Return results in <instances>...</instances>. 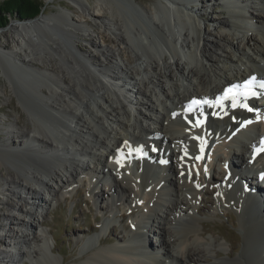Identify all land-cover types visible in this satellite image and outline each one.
<instances>
[{
	"label": "bare ground",
	"instance_id": "obj_1",
	"mask_svg": "<svg viewBox=\"0 0 264 264\" xmlns=\"http://www.w3.org/2000/svg\"><path fill=\"white\" fill-rule=\"evenodd\" d=\"M72 1L80 14L55 12L28 23L17 21L10 25L16 48L0 44V59L11 68L14 77L27 76L30 79L26 82L22 101L27 103L24 100L35 99L31 105L33 109L28 108L23 114L30 121L25 130L13 121L1 124L4 139L0 141V176L4 178V172L7 176L1 182L0 191L17 195L22 192L31 200L29 209L10 203L11 210L20 212L33 222L36 209L32 212L31 208L58 201L69 187L84 183L89 187V197L97 201L99 196L106 194L101 188L98 191L99 181L103 186L111 182L110 190L115 197L108 203L122 201L123 198L128 206L134 204L142 210L141 216L134 218L135 232H132L135 234H124L125 245L96 247L89 256L73 264H166V258L175 264H264V191L258 184L253 195L247 193L245 185L252 187L255 181L238 175L241 171L228 159L232 155L242 166H248V161L237 154L243 152L249 158L250 131H242L240 134L244 140L237 142L233 131L239 122H233V118L251 116L238 104L224 111L213 105L220 88L233 89L235 85L242 86L239 89L242 90L250 75L264 76V68L258 64L260 60L264 62V13L239 7L236 1H222L227 16L218 20L219 25L235 30H254L256 34L249 33L246 37L252 54L238 51L234 61L230 56L223 57L221 65L209 47L215 43L209 42L208 35H199L201 28L196 20L203 13L196 12L198 8L187 6L188 2L194 4V1L155 0L150 7L140 5V0H124L133 10L130 12L135 20L130 15H123L116 0H99V7L95 6V10L89 9L81 0ZM218 1L213 0L215 3ZM254 3L264 11V0H254ZM94 11L101 12L105 20L98 18L99 13ZM88 17L96 24L90 23ZM102 24L114 33V39L108 38L110 42L124 45L116 51L110 48L105 51L109 58L108 66H101L92 55L80 53L74 41L79 36L88 38L93 44L98 38L106 40L101 32ZM192 27L197 31L195 36ZM77 30L83 33H77ZM219 37L224 39L222 34ZM124 48L130 50L127 57ZM185 48L190 54L189 59V54L182 56L181 49L185 51ZM191 58L197 65L192 64ZM242 58H246L250 66ZM228 59L233 66L226 71ZM131 60L137 62L144 77L128 90L122 83L125 79L134 81ZM159 66L162 71L158 70ZM171 68L178 77H173ZM14 81L12 78L8 80L12 90L18 83L15 81L14 84ZM163 81L168 82L169 91ZM156 93L162 98L158 102L160 106L152 104ZM198 97L213 106L189 109L188 106ZM262 111L264 107L260 108ZM222 112L225 113L223 118ZM186 113L192 116L191 125L184 119L188 117ZM204 114L206 118L202 122ZM260 118L259 125L251 123L255 137L250 144L256 145L259 131L264 130V118ZM252 119L257 120L256 115ZM245 127L246 124L240 130ZM15 138L20 140L16 142ZM216 139L221 141L213 144ZM157 141L166 148L154 153ZM131 143L134 148H128ZM233 144L239 147L233 150ZM143 152L146 153L145 159L139 155ZM71 156L77 159H70ZM160 157L172 158L168 167L160 165ZM249 159V167L252 168L253 160ZM139 164L141 168H133ZM152 167L156 170L154 174ZM215 168L221 169V180L211 174ZM227 171L231 173L225 175ZM207 181L221 185L213 205L222 200L238 211L243 245L235 258L213 256L211 239L202 243L201 236L195 233V203ZM43 191L49 196L45 197ZM184 192L189 194L188 200H185ZM167 196L169 200H166ZM0 203L8 202L1 199ZM85 203L88 205L87 201ZM1 210L0 216L5 221L20 219ZM24 218L22 223L25 225L35 228L39 225L30 224ZM109 225L108 221L104 222L103 229L109 231ZM152 227L158 232L156 246L148 236L145 237ZM10 229L7 226L4 233L8 241L4 242L7 243L5 248L0 249V264H18L17 261L22 264L23 251L19 245L23 241L20 242ZM22 237L24 241L30 239L27 233ZM32 239L40 246L38 251L27 246L26 254L31 255L37 264H51L46 261L44 238L33 233ZM94 241L100 245L101 236H89L83 241V246L89 247ZM216 245L218 250H225L223 244L214 241ZM53 246H47L51 253ZM237 247L236 244L231 245L226 251L227 256L232 255ZM39 255L46 263L38 262ZM160 257L165 259L160 260Z\"/></svg>",
	"mask_w": 264,
	"mask_h": 264
},
{
	"label": "rangeland",
	"instance_id": "obj_2",
	"mask_svg": "<svg viewBox=\"0 0 264 264\" xmlns=\"http://www.w3.org/2000/svg\"><path fill=\"white\" fill-rule=\"evenodd\" d=\"M41 1L43 3L40 11L41 14L39 13L40 15L38 14L39 16L36 19L40 18L41 16L51 15L52 13L55 12H64L67 14L81 13L79 11V8H77L76 6H74V4H72L73 3L72 0H41ZM81 1H83L85 5L92 10H95V6H97L98 8L99 7L98 3H100L99 0H81ZM116 1L117 4L120 5L119 8H121L119 10L123 11V15H127L128 17L130 15V18L132 17V19L135 17L132 14V12H130L133 10L130 9V7L128 6L127 3H125L124 0H116ZM222 1L224 2L225 0H219L218 1L219 3H215L213 2V0L211 1L203 0V2L200 0H196L195 1L196 3L194 4H191L189 2L187 3V6H193L198 8L196 12L203 13L202 14L203 16L200 15L201 17H197L196 20L199 21L198 23L201 28V29L199 28L200 29L199 35L200 37H202L203 35H208V37L210 38L209 42L215 43L213 47L211 46L209 47L212 50L211 51L212 55L217 60L218 59L220 60L219 64L221 65H222L221 59L223 57L227 58V56H230L234 61L236 59V56L238 55V51L240 52L244 51L252 54V51H250L247 47L246 37L247 35H249V33L256 34V31L254 30H246V29L235 30L233 27L224 28L221 25H219L218 20L222 18L225 19L227 16V13L223 11L224 7ZM243 1H246V3L249 4V6H247L248 9L250 10L252 9L253 11L256 12L258 11L262 14L264 13V11L260 8L259 4L254 3L253 0H243ZM139 3L140 5L144 4L146 6L151 7V5L153 6V4H155V0H140ZM94 12H96L97 14L99 13L98 18L104 19L103 14L101 12L99 11H94ZM8 15L9 13L5 14L7 20L5 21L4 25L0 26V28L6 27L5 29L3 28L2 31H0V44L4 43L10 48L11 47L16 48L12 42L14 33H13V29L10 28V25L12 24L11 22L14 21L13 23H15L17 21H22L28 23L35 19L32 20L31 18V20L29 19L23 21L26 18H19L16 13H14V16H8ZM87 19L90 23L96 24L91 17H88ZM8 25L9 27H7ZM101 32L104 35V38H106V40L98 38L96 40V43L93 44L90 41H88V38L79 36L76 39H74V41L77 47L79 48L77 50L80 53L82 52L90 56L92 55L94 59L98 60L101 66H108L109 58L105 54V51L109 48L113 51H116L118 50L119 46L123 47L124 45H119L117 41L110 42L109 40L110 38L114 39L113 38L114 33H112L109 30V27H107V25L106 26L105 24L101 25ZM196 32L197 31H195V28L192 29V33L194 34V36ZM77 33H83V32L77 30ZM220 34L224 36V39L219 37ZM181 50L183 52L182 56L189 54L188 52H186L187 48H185V51H183V49ZM222 50H224V52H222ZM124 54L126 55L125 57H127V55L131 54L130 50L128 48H124ZM189 56L190 54L187 57L188 59ZM111 60L115 62V59L111 58ZM133 60H131L130 66L132 69L134 81L130 82V80L125 79V82L122 83L127 87L128 90H131L132 88L131 85H134V83L136 84L138 83L139 78L144 77L143 73L139 71L140 69L137 66V62ZM190 60L193 65H197L194 58H191ZM241 60L246 62V65L250 66L246 58H242ZM182 61L184 60L182 59ZM227 62H228L227 64L225 63L227 66V68L225 69L226 71L229 68H232L233 66L231 63H229L230 62L229 59ZM237 62L239 64V61ZM0 64L2 65L3 68V70L0 71V141H1L2 139H4V133H3L4 131L3 128L1 127V124H5L7 121L8 122L13 121L14 123L16 122L18 124V125L16 124L17 127L21 129L27 128L30 121L29 119L27 120V117H25L23 114H26V109L28 108L33 109V106L31 105L32 102L35 101V99L33 98L31 100L26 99L24 101L27 103H24L22 101L23 100L22 94L25 92V88L27 86L26 82L30 81V79L27 76H25L24 78L23 76H21L20 79H16L14 77V74L12 73L11 68L7 65V63L3 59H0ZM258 64L262 66V68H264L263 61L261 60L258 61ZM162 69H163L162 67L160 66L158 67L159 71L160 70L162 71ZM171 71L174 78L178 77V74L174 69L171 68ZM11 78L14 79L16 82H18L17 85L14 81V84H16L17 87H15V89L13 90L9 87V83H8V80H10ZM163 83L165 89L168 90L167 88L169 87L168 82L163 81ZM125 93L127 94L126 91L124 92V94ZM156 94L154 96L155 98L153 97L152 99V104L154 105L157 104L158 106L159 105L158 102H160L162 98L159 96L158 93ZM157 98L159 100H156ZM143 101L146 100H144L143 98ZM23 104L25 108L23 107ZM89 105L91 108H93V110H95L90 103ZM210 105L212 106V104ZM205 108L208 109V106L205 105ZM19 114H21V116H19ZM14 140L18 142L20 138H15ZM170 147H174V145H171ZM164 148H166L164 147V144H161V142L157 141L156 148H154V153H157L158 150H162ZM28 155L31 154L28 153ZM219 155H221V153ZM166 158L168 159V163L165 164V166L168 167L169 164L171 163L172 158L171 160L170 157H166ZM72 159L76 160L77 158H72ZM114 162H117V160H114ZM216 164H218L217 165L218 167L219 162L217 161ZM92 165H94V163ZM133 168H141V165L139 164L133 166ZM216 168L214 170L212 169L211 174L215 178L217 177L218 178L217 180H221L220 178L222 176V171L220 168H218L217 170ZM79 171L80 170H78V172ZM151 171L154 174V170L152 169ZM5 174L6 173L4 172L3 174L4 176L2 175V177L4 178H1L0 176V185L1 182L6 179L7 174L6 175ZM169 176H171L172 178L174 177L173 175H169ZM99 182H100L99 184L101 185L99 186L98 191L101 188L106 192V194L104 196H99L98 197L99 200L97 201H93V199L89 197V187L84 185V183L80 182V184L78 183L77 185H73L72 187H69L67 193L64 194L58 201L56 202L47 201L49 203L44 205V207L31 208L32 212L35 211L36 209V213L35 214L33 213L34 214L33 222L39 224L36 228L33 226L23 224L22 218H24L25 216L23 214H20V212L16 210H11L9 206L10 203H16L17 205H21L24 210L29 209L31 207L30 204L31 200L25 198L26 195L22 192H19L20 194L19 196V194L17 195L14 193L0 191V200L2 199L5 202H8V203H0V209H2L1 211H3L4 214H10L12 216H17L20 218L18 219V221L17 220L10 221V219L5 221V219H3L4 217L0 216V243L2 242V245H0V249L5 248L7 243L4 242L8 241V237L4 234L7 232V226H10V228H12L10 230H12L14 234H16V237L20 240V242L23 241V243H20L19 245L20 250L23 251L22 260H20L22 264H37V262L34 261V258L31 255L26 254L27 246L29 247V249L35 247V249L37 248V251H38V247L40 246V245L37 246V243L35 242L33 243V239H32L33 233L38 235L41 239L44 238L43 243L45 244V246L42 247L45 249V255L47 254L48 260L46 261L51 264L78 263L79 260L84 259L86 256H89L92 250H95L96 247H107V246L111 247L113 245L119 246L121 244L122 245L127 244L126 236L124 234L125 233H128V235L135 234V233L133 234V232H135L133 224L135 219L138 218L137 216H141L140 213H142V210L136 208L134 204L133 205L130 204L131 206L129 205L130 206L129 207L128 204L123 200V198L122 201H114L112 203H108L109 199L115 197L112 194V190H110L113 184L109 182L107 186H103L102 185L103 182L101 181ZM219 185L217 183H211V181L205 182L204 187L203 185H201L203 189L200 190L199 197L197 198V201L195 203L196 208H194L195 216L197 218L194 226L195 233L196 234L198 233L197 236L199 237L201 236L200 241L202 243L204 242V240L206 241L211 239V242L213 243L212 244L213 247L211 246L213 251L212 253L213 256H217V258L220 259L223 257L235 258L237 257L239 250L242 248L243 245V240H242L243 233L238 224L239 216L237 213L238 211L235 208L228 206L222 200L217 205H213L215 197L219 196L218 193L221 187V185L220 186ZM35 188L37 189V186ZM38 190L42 192L41 189ZM153 192L154 194H156L155 190H153ZM43 194L45 197L49 196L47 192H44ZM183 196L185 200H188L189 198L188 193L184 192ZM98 198H94V199H98ZM166 200H169L168 196L166 197ZM86 201L88 202V205H86L85 203ZM24 220H26L30 224H33L30 218H24ZM106 221L110 223L109 231L106 228L103 229L104 222ZM102 229L104 231H102ZM154 229L156 228L152 227V230L150 229L151 232L149 238H150V242H152V244L156 246V244L158 245V236H157L158 232L153 231ZM24 233L28 234V238H30L29 240L24 241L22 239ZM97 235H100L102 238V242L100 245L99 244L97 245V243L94 241L92 242V245H89V247L83 246L84 243L83 241L86 238H88L89 236L92 237ZM214 241L221 243V245L223 244L225 250L223 249L218 250L217 245L214 246ZM233 244H236L238 247L237 249H235V252L231 251V253L233 252L232 255L227 256L226 251H229L231 245ZM48 245L49 246L54 245L52 253L48 251L47 249ZM91 246L93 247V249ZM41 256L42 255H39L40 259L38 260V262L44 263L45 260L43 261L41 259L42 258ZM164 259L165 258L160 257V260H164ZM165 260H166V264H168V262L169 264H175V262L172 263L169 258H166ZM17 263L20 264L18 261Z\"/></svg>",
	"mask_w": 264,
	"mask_h": 264
},
{
	"label": "trees",
	"instance_id": "obj_3",
	"mask_svg": "<svg viewBox=\"0 0 264 264\" xmlns=\"http://www.w3.org/2000/svg\"><path fill=\"white\" fill-rule=\"evenodd\" d=\"M41 0H1L0 1V26L4 25L8 16H14V13L19 18H33L37 16L42 7Z\"/></svg>",
	"mask_w": 264,
	"mask_h": 264
},
{
	"label": "snow or ice",
	"instance_id": "obj_4",
	"mask_svg": "<svg viewBox=\"0 0 264 264\" xmlns=\"http://www.w3.org/2000/svg\"><path fill=\"white\" fill-rule=\"evenodd\" d=\"M251 82H252L251 80L248 81V82H246V86H247L248 84H251ZM235 87H237V86L234 85L233 88H235ZM230 93H232V89H228V90H226L224 96H223L222 98H220V99H227V98H229ZM236 95H240V93H237ZM236 95H233V96H232V99H233V106H235V104H236ZM245 95H255V93H254V92H249V93H246ZM205 102L207 103V101H205ZM193 103L195 104L196 101H193ZM217 103H219V100L217 101ZM241 106H242V107H247V105H245V104H241ZM248 110H249V111H252L251 108H249ZM197 123L199 124V123H201V122L198 121ZM201 150H202V149H201ZM256 151H257V152L264 151V141L261 142V147H260L259 149H256ZM165 162H166V161H161V163H165ZM117 163H119V161H117ZM261 179H264V174L261 175Z\"/></svg>",
	"mask_w": 264,
	"mask_h": 264
},
{
	"label": "water",
	"instance_id": "obj_5",
	"mask_svg": "<svg viewBox=\"0 0 264 264\" xmlns=\"http://www.w3.org/2000/svg\"><path fill=\"white\" fill-rule=\"evenodd\" d=\"M40 14H41V13H40ZM40 14H39V15H40ZM39 15H37V16H35V17H33L32 19H36V18H37ZM29 19H31V18H26V19H25V20H23V21H26V20H29ZM13 22H14V21H12L11 23H13ZM11 23H10V24H11ZM10 24H9V25H10ZM9 25H8L7 27H9ZM3 28H4V27L0 28V31H2V30H3ZM5 28H6V27H5ZM5 28H4V29H5Z\"/></svg>",
	"mask_w": 264,
	"mask_h": 264
}]
</instances>
